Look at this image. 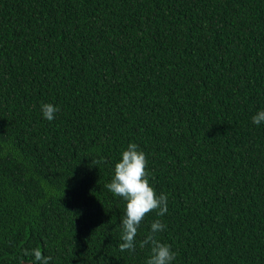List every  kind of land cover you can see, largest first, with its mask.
I'll use <instances>...</instances> for the list:
<instances>
[{"label":"trees","instance_id":"trees-1","mask_svg":"<svg viewBox=\"0 0 264 264\" xmlns=\"http://www.w3.org/2000/svg\"><path fill=\"white\" fill-rule=\"evenodd\" d=\"M59 111L46 120L41 104ZM264 0H0V264H264ZM132 142L167 212L121 251Z\"/></svg>","mask_w":264,"mask_h":264},{"label":"clouds","instance_id":"clouds-1","mask_svg":"<svg viewBox=\"0 0 264 264\" xmlns=\"http://www.w3.org/2000/svg\"><path fill=\"white\" fill-rule=\"evenodd\" d=\"M59 111L51 103L41 104L43 117L52 121ZM254 124L264 121V110L258 111L253 117ZM147 159L139 146L130 142L126 150L121 152L120 160L114 166L111 181L105 187L115 196L125 201V214L121 221V251H133L136 247V237L142 221L146 215L155 211L158 216L167 212V195L157 194L151 186L146 171ZM164 225L155 220L150 225L149 233L139 242V246L150 248L146 264H171L176 253L170 245L161 243L155 234L163 230ZM35 260L38 264H49L50 257H45L39 249L34 250Z\"/></svg>","mask_w":264,"mask_h":264}]
</instances>
